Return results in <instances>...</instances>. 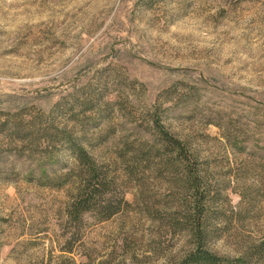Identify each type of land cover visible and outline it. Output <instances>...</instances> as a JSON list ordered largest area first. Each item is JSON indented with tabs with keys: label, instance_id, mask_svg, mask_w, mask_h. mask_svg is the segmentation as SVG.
Masks as SVG:
<instances>
[{
	"label": "rangeland",
	"instance_id": "rangeland-1",
	"mask_svg": "<svg viewBox=\"0 0 264 264\" xmlns=\"http://www.w3.org/2000/svg\"><path fill=\"white\" fill-rule=\"evenodd\" d=\"M14 115L36 135L0 140V264H184L201 209L210 252L264 264V0H0ZM67 138L113 217L68 215Z\"/></svg>",
	"mask_w": 264,
	"mask_h": 264
},
{
	"label": "trees",
	"instance_id": "trees-1",
	"mask_svg": "<svg viewBox=\"0 0 264 264\" xmlns=\"http://www.w3.org/2000/svg\"><path fill=\"white\" fill-rule=\"evenodd\" d=\"M10 124V127L8 125ZM31 125L27 127H23L22 121L19 120L18 115H14V117L9 118L5 122H1L0 120V140L8 139L11 142H15V136L18 135L22 142L29 141L33 143L32 137L36 135V133L32 132ZM38 133L42 132L40 129H37ZM36 131V130H35ZM162 134L168 138L174 147L175 145L180 148L182 144L179 140L174 139L173 136L166 133L164 130L161 131ZM45 134V133H44ZM62 137L66 138V135ZM3 135V136H2ZM58 135H51L49 133V137L54 140ZM60 138V137H59ZM51 140V142H53ZM66 142L69 144V148L80 167L76 173L75 181L72 184L73 197L72 201L68 206V215L70 218L81 219L87 213L97 212L102 213L104 215V219H109L117 214L121 210V205L118 203L114 205L111 198L106 192L108 184L106 183V176L103 177L101 175V171L97 168L96 163L93 157L89 154V152L81 145L77 143L75 140L68 139ZM195 175V173H194ZM197 177V174L194 178ZM198 178V177H197ZM198 219L195 218L194 227L192 229V235L194 236L195 244L193 251L187 255L184 260V264H255V259L253 254H250V257H242L237 259H227L217 256L210 252L205 247L206 241L209 238L207 232V217L204 209L199 211Z\"/></svg>",
	"mask_w": 264,
	"mask_h": 264
}]
</instances>
